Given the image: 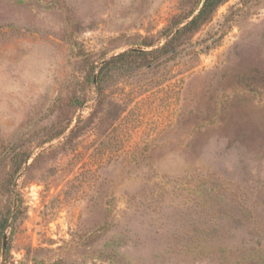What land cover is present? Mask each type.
<instances>
[{
	"label": "rangeland",
	"instance_id": "rangeland-1",
	"mask_svg": "<svg viewBox=\"0 0 264 264\" xmlns=\"http://www.w3.org/2000/svg\"><path fill=\"white\" fill-rule=\"evenodd\" d=\"M203 2L0 0V264H264V0Z\"/></svg>",
	"mask_w": 264,
	"mask_h": 264
},
{
	"label": "trees",
	"instance_id": "trees-1",
	"mask_svg": "<svg viewBox=\"0 0 264 264\" xmlns=\"http://www.w3.org/2000/svg\"><path fill=\"white\" fill-rule=\"evenodd\" d=\"M222 1L223 0H204L199 11L182 28L178 30V33L195 30L201 23L211 16V14ZM5 223H8V219L3 222V229H5Z\"/></svg>",
	"mask_w": 264,
	"mask_h": 264
},
{
	"label": "water",
	"instance_id": "water-1",
	"mask_svg": "<svg viewBox=\"0 0 264 264\" xmlns=\"http://www.w3.org/2000/svg\"><path fill=\"white\" fill-rule=\"evenodd\" d=\"M3 246H4L3 259H2V263L1 264H4L5 258H6V250H7V246H8V234H5Z\"/></svg>",
	"mask_w": 264,
	"mask_h": 264
}]
</instances>
